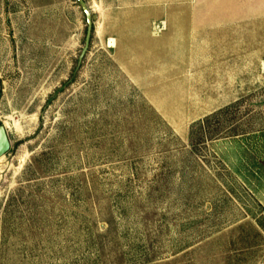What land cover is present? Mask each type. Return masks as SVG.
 Returning a JSON list of instances; mask_svg holds the SVG:
<instances>
[{
  "label": "rangeland",
  "instance_id": "1",
  "mask_svg": "<svg viewBox=\"0 0 264 264\" xmlns=\"http://www.w3.org/2000/svg\"><path fill=\"white\" fill-rule=\"evenodd\" d=\"M84 1L0 0V264H264V10Z\"/></svg>",
  "mask_w": 264,
  "mask_h": 264
},
{
  "label": "crops",
  "instance_id": "2",
  "mask_svg": "<svg viewBox=\"0 0 264 264\" xmlns=\"http://www.w3.org/2000/svg\"><path fill=\"white\" fill-rule=\"evenodd\" d=\"M228 1L231 2L232 5L224 6L223 8L228 9V10H232V11H237V12H235V14L237 13V16H238V11L244 10V9L264 10V0H228ZM244 3H248V6L245 5ZM238 20H240V19H237V20L232 19L227 24H230L233 22H234L233 24H236L235 23L236 21H237V23H239L240 21H238ZM222 21L225 22L224 19Z\"/></svg>",
  "mask_w": 264,
  "mask_h": 264
},
{
  "label": "water",
  "instance_id": "3",
  "mask_svg": "<svg viewBox=\"0 0 264 264\" xmlns=\"http://www.w3.org/2000/svg\"><path fill=\"white\" fill-rule=\"evenodd\" d=\"M82 7L84 12L87 15L88 22H89V28L91 29L92 27V19L95 18V15H92L89 8L87 7V4L85 3L84 0H78ZM10 140L7 136V132L5 127L0 128V157H2L9 149H10Z\"/></svg>",
  "mask_w": 264,
  "mask_h": 264
},
{
  "label": "trees",
  "instance_id": "4",
  "mask_svg": "<svg viewBox=\"0 0 264 264\" xmlns=\"http://www.w3.org/2000/svg\"><path fill=\"white\" fill-rule=\"evenodd\" d=\"M216 136H217V137H219L220 135H219V134H217ZM214 137H215V136H214ZM212 138H213V137H212Z\"/></svg>",
  "mask_w": 264,
  "mask_h": 264
}]
</instances>
